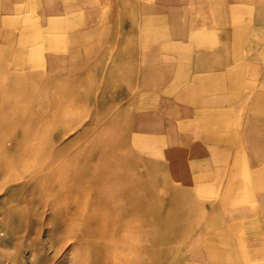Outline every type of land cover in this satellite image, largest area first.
I'll use <instances>...</instances> for the list:
<instances>
[{
	"label": "crops",
	"instance_id": "crops-1",
	"mask_svg": "<svg viewBox=\"0 0 264 264\" xmlns=\"http://www.w3.org/2000/svg\"><path fill=\"white\" fill-rule=\"evenodd\" d=\"M0 76L78 154L162 173L112 202L170 231L166 264H264V0H0Z\"/></svg>",
	"mask_w": 264,
	"mask_h": 264
},
{
	"label": "rangeland",
	"instance_id": "rangeland-1",
	"mask_svg": "<svg viewBox=\"0 0 264 264\" xmlns=\"http://www.w3.org/2000/svg\"><path fill=\"white\" fill-rule=\"evenodd\" d=\"M25 85L24 77L0 76V264H166L170 231L155 234V220L141 219L153 233L127 235V205L120 195L112 202L120 183L137 181L139 166L145 183H167L162 173L127 155L78 154L72 141L58 138L56 116L32 106L40 92ZM23 115L30 119L27 137L7 122ZM123 161L135 168L129 176Z\"/></svg>",
	"mask_w": 264,
	"mask_h": 264
},
{
	"label": "bare ground",
	"instance_id": "bare-ground-1",
	"mask_svg": "<svg viewBox=\"0 0 264 264\" xmlns=\"http://www.w3.org/2000/svg\"><path fill=\"white\" fill-rule=\"evenodd\" d=\"M6 77V76H5ZM4 83V82H2ZM7 101L11 102L13 105L11 107H13V109L15 111L17 110H20L21 107H18L17 106V103H16V100L15 98L13 99V97H10L7 99ZM1 116V115H0ZM12 116V115H11ZM6 117V116H5ZM29 117L27 115H23L20 117V120H17V121H7L9 125H13L12 127L13 128H20L22 129L23 133H24V137H27V135L29 134H32L31 131L28 130V123H29ZM2 122H5V121H0V125H3L1 124ZM61 125V124H60ZM19 126V127H18ZM3 134V133H2ZM4 135V134H3ZM25 139H28V138H25ZM47 148V147H46ZM27 152V151H26ZM30 156H33L31 155L29 152H27ZM27 153H25V155H27ZM13 154H17V153H13ZM203 247V246H202ZM115 263V262H114Z\"/></svg>",
	"mask_w": 264,
	"mask_h": 264
}]
</instances>
